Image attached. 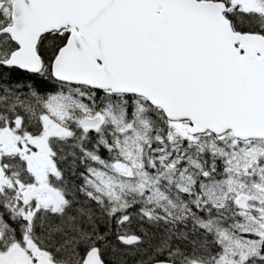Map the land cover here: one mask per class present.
<instances>
[{"label": "snow or ice", "instance_id": "obj_1", "mask_svg": "<svg viewBox=\"0 0 264 264\" xmlns=\"http://www.w3.org/2000/svg\"><path fill=\"white\" fill-rule=\"evenodd\" d=\"M0 264H264V0H0Z\"/></svg>", "mask_w": 264, "mask_h": 264}]
</instances>
